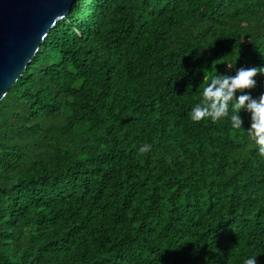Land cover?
<instances>
[{
    "label": "trees",
    "instance_id": "trees-1",
    "mask_svg": "<svg viewBox=\"0 0 264 264\" xmlns=\"http://www.w3.org/2000/svg\"><path fill=\"white\" fill-rule=\"evenodd\" d=\"M242 67L264 0H76L0 101V264H264L250 113L190 117Z\"/></svg>",
    "mask_w": 264,
    "mask_h": 264
},
{
    "label": "water",
    "instance_id": "water-1",
    "mask_svg": "<svg viewBox=\"0 0 264 264\" xmlns=\"http://www.w3.org/2000/svg\"><path fill=\"white\" fill-rule=\"evenodd\" d=\"M76 0H0V101Z\"/></svg>",
    "mask_w": 264,
    "mask_h": 264
},
{
    "label": "clouds",
    "instance_id": "clouds-1",
    "mask_svg": "<svg viewBox=\"0 0 264 264\" xmlns=\"http://www.w3.org/2000/svg\"><path fill=\"white\" fill-rule=\"evenodd\" d=\"M226 65L228 68L234 67L232 63ZM258 74H264V68L242 67L236 70L234 76L218 75L215 71L203 88L200 101L191 109L190 117L193 122L210 119L212 123H217L227 119L233 129L239 130L243 124L239 113L241 110L250 113L251 125L247 133L257 146L258 154L264 158V94L256 99L247 91L256 86L255 77ZM150 150L151 145L148 143L139 148L140 153ZM243 264H256V256L245 259Z\"/></svg>",
    "mask_w": 264,
    "mask_h": 264
}]
</instances>
